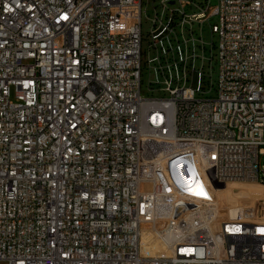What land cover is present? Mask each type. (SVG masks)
Masks as SVG:
<instances>
[{"label":"built area","instance_id":"1","mask_svg":"<svg viewBox=\"0 0 264 264\" xmlns=\"http://www.w3.org/2000/svg\"><path fill=\"white\" fill-rule=\"evenodd\" d=\"M144 1L0 0V263L264 264V0Z\"/></svg>","mask_w":264,"mask_h":264},{"label":"rangeland","instance_id":"2","mask_svg":"<svg viewBox=\"0 0 264 264\" xmlns=\"http://www.w3.org/2000/svg\"><path fill=\"white\" fill-rule=\"evenodd\" d=\"M147 0L144 1L146 3ZM217 5V0H212V6ZM152 15V10L146 9L144 7V11L142 14V35H143V43H142V49L145 51L148 47V34L150 31V25L148 21V17ZM217 23V18H213L211 21V24H205L204 28L202 29V35L205 40L210 46L211 43H214V45L217 46L218 39L215 35L211 33V26ZM197 33H200L199 29L197 28ZM209 51L207 53V57L210 58V47H208ZM217 52H214V55H216ZM209 64L207 62V71H209ZM211 75H212V83L214 85V88L216 89L217 83H218V75H219V65L217 62V58L214 56V60L212 61L211 65ZM149 75L144 70L142 73V89H141V95L144 99H157V98H168V93H163L158 90V86L154 87V91L149 90ZM215 89L211 91L210 95L211 97L216 96ZM262 151L264 152V147H262ZM260 163L261 166L264 167V154L260 155ZM246 184H256L258 186H262L257 183H239V184H233L228 185L226 192L223 196V201L229 203L232 206V209H237L236 211L244 213L245 209H248L250 212L253 213V217L255 218H264V215L262 217L261 212L264 213V195L261 197H252L249 196L248 193H245L243 190L244 186ZM262 188V187H261ZM264 188V186H263ZM242 192V193H241ZM241 193V194H239ZM242 196V197H241ZM228 199V200H227ZM260 215H257V214ZM255 214V215H254ZM259 216V217H258ZM150 239L153 240L152 244L159 245L161 242V238H157L155 234L150 236ZM167 239L170 240L171 237L167 235ZM156 240H159V242H155ZM164 241V240H163ZM153 250V249H151ZM157 253V252H156ZM158 255V253L156 254ZM0 264H8L5 262H1Z\"/></svg>","mask_w":264,"mask_h":264},{"label":"bare ground","instance_id":"3","mask_svg":"<svg viewBox=\"0 0 264 264\" xmlns=\"http://www.w3.org/2000/svg\"><path fill=\"white\" fill-rule=\"evenodd\" d=\"M262 187V188H261ZM244 190V192L245 193H248V195L249 196H252V197H261L262 195H264V188H263V186H258V185H256V184H246L245 186H244V188H243ZM242 193V192H241ZM241 193H239V194H241ZM242 197V196H241ZM228 200V199H227ZM245 209V211H244V214H249L250 215V213H248L247 212V209L246 208H244ZM252 213V212H251ZM251 215H253V213L251 214ZM255 215V214H254ZM257 215H260L259 213L257 214ZM261 215H262V217H263V215H264V213H262L261 212ZM259 217V216H258ZM261 219H264V218H261ZM153 235V233H151V232H148L147 234H146V236H145V238H144V242H143V246H144V248H145V250L146 249H148L149 247H151V246H156V247H159L158 249H159V251L157 252L158 253V255H162V254H164L165 253V251H166V242H165V240L163 241V240H161V242L159 243V245H154V244H152V242H154L153 240H151L150 239V236H152ZM155 242H159V240H156ZM152 248V247H151ZM155 249V248H154ZM157 249V250H158ZM150 252H151V250H149ZM155 251H153L152 250V254H157Z\"/></svg>","mask_w":264,"mask_h":264},{"label":"water","instance_id":"4","mask_svg":"<svg viewBox=\"0 0 264 264\" xmlns=\"http://www.w3.org/2000/svg\"><path fill=\"white\" fill-rule=\"evenodd\" d=\"M193 205H183V204H178L176 207V213H175V219L178 218L183 212L186 210L193 209Z\"/></svg>","mask_w":264,"mask_h":264}]
</instances>
